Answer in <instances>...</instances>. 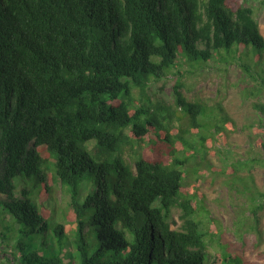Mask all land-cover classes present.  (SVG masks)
Returning a JSON list of instances; mask_svg holds the SVG:
<instances>
[{"label": "trees", "instance_id": "1", "mask_svg": "<svg viewBox=\"0 0 264 264\" xmlns=\"http://www.w3.org/2000/svg\"><path fill=\"white\" fill-rule=\"evenodd\" d=\"M249 46L262 58L255 11L229 0H0L1 254L12 264H251L224 243L210 253L220 227L205 232L193 217L182 170L232 119L180 84L172 103L148 95L194 63L251 73ZM253 108L264 132V104ZM252 193L257 219L264 193Z\"/></svg>", "mask_w": 264, "mask_h": 264}, {"label": "rangeland", "instance_id": "2", "mask_svg": "<svg viewBox=\"0 0 264 264\" xmlns=\"http://www.w3.org/2000/svg\"><path fill=\"white\" fill-rule=\"evenodd\" d=\"M229 4L233 9L239 5L251 6L264 37V0H229ZM249 47L250 52L243 60L251 64V73L220 64L227 60L220 63L212 60L207 65L194 63L182 67V75H175L174 70L163 81L151 83L148 95L153 102L172 103L175 84H180L181 93L189 101H199L210 108L217 103L224 106L233 127L224 130L226 136L215 135L208 155L201 149L187 168L182 167L185 188L196 203L193 217L201 223L202 230L220 227V234L209 243L210 253L219 248L218 243H224L251 264H264L260 257L264 253V208L257 219L251 210L253 205L262 202L252 192L264 193V165L255 161L264 159V148L258 144V140L264 141V132L258 129L260 115L253 108L254 103L264 104V54L260 58L262 52ZM133 96L140 99L138 89L133 91ZM210 111L213 109H208ZM177 116L183 118L180 110ZM174 124L185 126L186 118L174 120ZM201 133L206 135V130L202 129ZM160 148L158 145L152 152L160 156ZM143 152L152 156L151 152ZM55 193L58 203L65 208L68 195L59 186ZM1 215L3 217L4 213ZM181 215L178 208L173 209V228L179 229L182 225ZM3 249L0 248V264H12L10 256L1 254Z\"/></svg>", "mask_w": 264, "mask_h": 264}]
</instances>
